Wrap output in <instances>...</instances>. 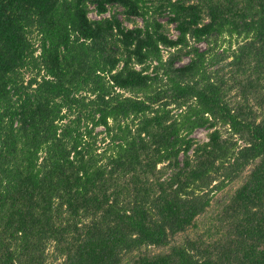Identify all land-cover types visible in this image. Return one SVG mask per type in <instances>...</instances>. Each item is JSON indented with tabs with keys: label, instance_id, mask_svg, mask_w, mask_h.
<instances>
[{
	"label": "trees",
	"instance_id": "obj_1",
	"mask_svg": "<svg viewBox=\"0 0 264 264\" xmlns=\"http://www.w3.org/2000/svg\"><path fill=\"white\" fill-rule=\"evenodd\" d=\"M242 179L204 234L143 252ZM50 244L58 264H264V0H0V264Z\"/></svg>",
	"mask_w": 264,
	"mask_h": 264
},
{
	"label": "rangeland",
	"instance_id": "obj_2",
	"mask_svg": "<svg viewBox=\"0 0 264 264\" xmlns=\"http://www.w3.org/2000/svg\"><path fill=\"white\" fill-rule=\"evenodd\" d=\"M112 15H117L124 22L125 26H127L129 28H133L136 25H138V26L143 25L142 18H140V17L127 19V17L124 14L123 8H121L120 6H117V5L110 6L109 12L104 17H110ZM89 17L92 20H96L99 18L97 16V14L95 13L93 7L90 8ZM161 20H162V22H164V24H166L167 34L171 38L175 39L176 36L178 35V32L175 29V25L168 23L169 16L164 15L163 17H161ZM38 39L39 38L36 37V34H34L33 41L36 44V46H39V40ZM200 47L202 49H205L207 46H206V44H202ZM236 47L237 46L234 42V44L232 46V50L236 49ZM164 56H165V58H167V51L166 50H164ZM188 61H189V59L185 58L182 64H186ZM137 68L140 69V67H137ZM30 76H31L30 73L26 74V76H25L26 82L29 80ZM219 128L222 130V132H226V128H223L221 126H219ZM212 131L213 130L209 129V128L198 129L192 135V138H194L199 143L206 142L208 140V136H209L210 132H212ZM94 135L97 136V147L100 148L101 150L103 148H106L108 141L106 140L105 128H103V127L96 128L94 130ZM248 173H249V169L245 172L244 178L246 177V175ZM243 180L244 179L237 181L235 183H232L225 190L217 192L213 196V205H212L211 209L204 216H202L198 219L199 227L190 228L185 233H181V234L176 235L174 238H172L171 244L168 247H164V248L145 247V248H143V252L150 253V254L166 253L170 250L171 246L176 245V244H181L187 239H196L199 235L204 234V231L206 228H208V225L212 221V218L215 217V215L220 210L221 206L226 201H228V199L233 195V193L236 191V189L241 186V184L243 183ZM46 255H47V263L46 264H58L62 260L61 258H59L57 256V254L55 252L54 244H50L48 246Z\"/></svg>",
	"mask_w": 264,
	"mask_h": 264
}]
</instances>
